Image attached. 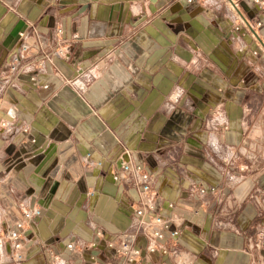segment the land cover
<instances>
[{"label": "crops", "instance_id": "crops-1", "mask_svg": "<svg viewBox=\"0 0 264 264\" xmlns=\"http://www.w3.org/2000/svg\"><path fill=\"white\" fill-rule=\"evenodd\" d=\"M121 161L153 174L194 264H264L253 0H0V264H14L6 231L34 208L19 264H126L106 241L142 194Z\"/></svg>", "mask_w": 264, "mask_h": 264}, {"label": "built area", "instance_id": "built-area-1", "mask_svg": "<svg viewBox=\"0 0 264 264\" xmlns=\"http://www.w3.org/2000/svg\"><path fill=\"white\" fill-rule=\"evenodd\" d=\"M195 1L197 0H186L189 4ZM227 2L228 9L237 10L238 0H227ZM253 4L256 11L264 10V0H253ZM235 19L238 21V24L234 26V29L238 31L246 23L242 18L236 17ZM261 25L262 20L259 19L255 22V27H260ZM19 35L22 36L23 33L20 32ZM252 37L257 40L258 35L252 31ZM252 53L256 55L258 51L254 49ZM31 79L34 81L35 77ZM120 168L125 172H132L138 176V181L141 184L142 199L139 200L133 209L134 222L128 229L108 239L106 241V248L116 258L126 264H165V258H168L171 264H194L193 258L190 255L175 246L180 236L181 228L179 226L171 227L172 219L164 217L157 210L155 202L156 193L152 187L154 181L153 174L144 170L141 166H131L128 161H121ZM113 178L115 180L118 179L117 173L113 174ZM199 191L201 193L205 192L204 189H200ZM169 206L172 207V204H169ZM40 215V208L28 209L23 212L25 220ZM24 219L15 220L4 235L11 250V261L14 264H19L22 259V239L25 230ZM140 232L143 238L147 240L145 245L138 243ZM97 234L101 235L100 232H97ZM166 242H170L172 247H167L165 245ZM65 247L67 250L73 251L75 244L70 241L66 243Z\"/></svg>", "mask_w": 264, "mask_h": 264}]
</instances>
